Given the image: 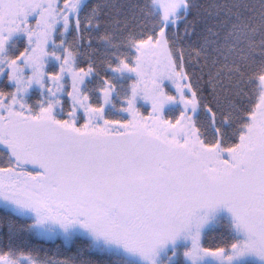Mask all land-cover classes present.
Listing matches in <instances>:
<instances>
[{"label": "snow or ice", "instance_id": "6c2138e0", "mask_svg": "<svg viewBox=\"0 0 264 264\" xmlns=\"http://www.w3.org/2000/svg\"><path fill=\"white\" fill-rule=\"evenodd\" d=\"M0 264H264V0H0Z\"/></svg>", "mask_w": 264, "mask_h": 264}]
</instances>
